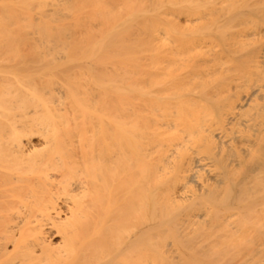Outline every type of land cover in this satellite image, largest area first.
I'll return each instance as SVG.
<instances>
[{
	"label": "bare ground",
	"instance_id": "obj_1",
	"mask_svg": "<svg viewBox=\"0 0 264 264\" xmlns=\"http://www.w3.org/2000/svg\"><path fill=\"white\" fill-rule=\"evenodd\" d=\"M0 264H264V0H0Z\"/></svg>",
	"mask_w": 264,
	"mask_h": 264
}]
</instances>
